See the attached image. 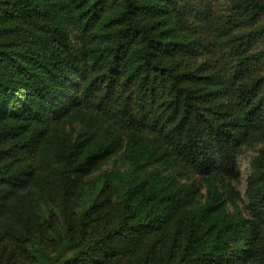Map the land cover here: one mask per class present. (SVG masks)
Returning <instances> with one entry per match:
<instances>
[{
  "label": "trees",
  "instance_id": "1",
  "mask_svg": "<svg viewBox=\"0 0 264 264\" xmlns=\"http://www.w3.org/2000/svg\"><path fill=\"white\" fill-rule=\"evenodd\" d=\"M42 255L264 264V0H0V264Z\"/></svg>",
  "mask_w": 264,
  "mask_h": 264
},
{
  "label": "rangeland",
  "instance_id": "2",
  "mask_svg": "<svg viewBox=\"0 0 264 264\" xmlns=\"http://www.w3.org/2000/svg\"><path fill=\"white\" fill-rule=\"evenodd\" d=\"M201 1H209L211 6L225 11L228 9V0H198ZM261 148V144H255L249 147H245L243 151L238 155V175L235 180H232L233 185L235 186L236 190L239 192L241 197L245 196V190L247 185V179L250 173V166L251 162L253 161L254 157L258 154L259 149ZM123 159L121 155H116L112 157L107 163H105L101 170H110L114 167H123ZM100 171H95L91 174V176H95ZM69 252H67L68 254ZM54 253L53 255H55ZM48 260L45 259V256L42 255L41 260L38 264H48Z\"/></svg>",
  "mask_w": 264,
  "mask_h": 264
}]
</instances>
